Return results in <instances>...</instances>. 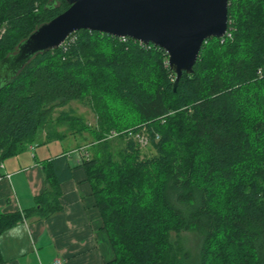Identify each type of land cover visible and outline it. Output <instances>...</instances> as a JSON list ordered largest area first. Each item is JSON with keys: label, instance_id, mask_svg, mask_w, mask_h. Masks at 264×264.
<instances>
[{"label": "trees", "instance_id": "1", "mask_svg": "<svg viewBox=\"0 0 264 264\" xmlns=\"http://www.w3.org/2000/svg\"><path fill=\"white\" fill-rule=\"evenodd\" d=\"M69 7L0 0V62ZM228 15L231 36L208 39L176 89L164 49L88 30L0 85V161L34 145L53 121L93 135L88 148L97 151L82 165L115 255L106 264H264V0H229ZM72 102L92 108L97 129L64 110ZM143 128L150 157L128 137ZM113 130L122 133L118 156L105 139ZM68 154L45 168L51 187L34 207L0 211V236L63 209ZM190 233L200 239L195 254Z\"/></svg>", "mask_w": 264, "mask_h": 264}, {"label": "water", "instance_id": "2", "mask_svg": "<svg viewBox=\"0 0 264 264\" xmlns=\"http://www.w3.org/2000/svg\"><path fill=\"white\" fill-rule=\"evenodd\" d=\"M66 2L70 7L65 12L41 25L0 62V85L17 76L38 53L59 48L73 33L88 30L164 49L176 89L184 73H193L204 43L223 38L229 26V0Z\"/></svg>", "mask_w": 264, "mask_h": 264}, {"label": "crops", "instance_id": "3", "mask_svg": "<svg viewBox=\"0 0 264 264\" xmlns=\"http://www.w3.org/2000/svg\"><path fill=\"white\" fill-rule=\"evenodd\" d=\"M77 136L80 133L58 130L46 137L47 142H51L67 137L78 139ZM33 150L34 145L4 161L11 179L0 181L2 213L34 207L35 197L51 187L46 182L45 168L51 171V160L67 153L49 156L44 152L43 158L38 159ZM27 151L33 153L28 156ZM84 158L83 154L77 156L75 151L67 155L71 172L61 183L63 209L60 212L41 221H22L0 236L3 264H53L56 259L62 264H106L115 258L96 207L92 184L82 165Z\"/></svg>", "mask_w": 264, "mask_h": 264}, {"label": "rangeland", "instance_id": "4", "mask_svg": "<svg viewBox=\"0 0 264 264\" xmlns=\"http://www.w3.org/2000/svg\"><path fill=\"white\" fill-rule=\"evenodd\" d=\"M70 108L73 109L78 116L83 117L84 121L90 126L92 130L97 129V120H98L97 115L93 112L92 108L88 104L72 102L68 107L64 108V110L67 111ZM59 111L60 110L56 112L55 117L59 115ZM54 123L56 122L53 121L48 126L42 128L40 132L38 133V137L34 144V150H33L34 153L37 152L38 159L43 158L42 153L44 152H46L47 155L50 154L49 156H55L61 152L75 151V154L77 156H81L83 154L85 157L87 153L89 154V157H91L97 151V148L95 150L94 149L92 150V147H91V150L89 151L88 146L95 143L94 137L90 131L81 132L80 136H77L78 139L67 137L66 139H61L58 141H51V142L48 141L47 142L46 136L50 132L64 130L67 133L73 132V134H75L74 130L76 129L68 130L66 128L65 130V128L62 129L63 127L61 126L57 127ZM109 133H107L106 136L109 135ZM110 146H111L110 149L113 155L118 156V152L123 147V143L117 138L111 139ZM141 150H142V155L144 157H150L155 154V149L152 145H149L146 148H141ZM33 152L27 151L26 154L30 156ZM184 236L186 240V246L193 252V254L197 253L199 249V245H200V239L198 238V236L193 233L185 234Z\"/></svg>", "mask_w": 264, "mask_h": 264}, {"label": "built area", "instance_id": "5", "mask_svg": "<svg viewBox=\"0 0 264 264\" xmlns=\"http://www.w3.org/2000/svg\"><path fill=\"white\" fill-rule=\"evenodd\" d=\"M226 36H231L230 34H227L222 38L224 39ZM127 37L121 38L123 41L126 40ZM264 69H260L258 71V75H263ZM122 133L117 132L115 130L111 131L109 135L106 136V140H111V139H116L120 137ZM130 139H132L139 147L141 148H146L147 146L151 145V136L150 132L147 130V128H143L141 131L136 132V133H130L128 136ZM160 137L156 135V140H159ZM89 157V154H86V158ZM3 171V172H2ZM10 180L11 179V174L6 172L5 169V164L4 162L0 161V181L2 180ZM53 264H62L61 260L56 259Z\"/></svg>", "mask_w": 264, "mask_h": 264}]
</instances>
